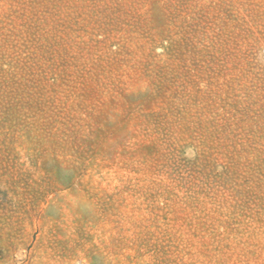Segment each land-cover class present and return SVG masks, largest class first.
I'll use <instances>...</instances> for the list:
<instances>
[{
  "label": "rangeland",
  "instance_id": "rangeland-1",
  "mask_svg": "<svg viewBox=\"0 0 264 264\" xmlns=\"http://www.w3.org/2000/svg\"><path fill=\"white\" fill-rule=\"evenodd\" d=\"M0 264H264V0H0Z\"/></svg>",
  "mask_w": 264,
  "mask_h": 264
}]
</instances>
